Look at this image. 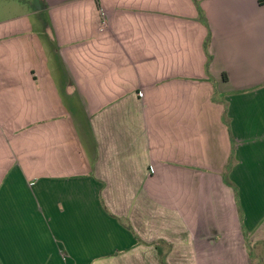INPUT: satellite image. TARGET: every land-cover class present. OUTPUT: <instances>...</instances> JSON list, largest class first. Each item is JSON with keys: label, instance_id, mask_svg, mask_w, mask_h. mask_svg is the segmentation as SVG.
I'll return each mask as SVG.
<instances>
[{"label": "crops", "instance_id": "0c3cea01", "mask_svg": "<svg viewBox=\"0 0 264 264\" xmlns=\"http://www.w3.org/2000/svg\"><path fill=\"white\" fill-rule=\"evenodd\" d=\"M158 248L264 264V0L1 18V264H162Z\"/></svg>", "mask_w": 264, "mask_h": 264}, {"label": "rangeland", "instance_id": "374dc122", "mask_svg": "<svg viewBox=\"0 0 264 264\" xmlns=\"http://www.w3.org/2000/svg\"><path fill=\"white\" fill-rule=\"evenodd\" d=\"M23 1L24 3L22 2V0H8L9 10L7 12H2L0 14V19L15 17L17 15L22 14L23 12H28L32 10L33 7L36 5V0H23ZM254 264H260V263L255 262Z\"/></svg>", "mask_w": 264, "mask_h": 264}, {"label": "trees", "instance_id": "16d2710c", "mask_svg": "<svg viewBox=\"0 0 264 264\" xmlns=\"http://www.w3.org/2000/svg\"><path fill=\"white\" fill-rule=\"evenodd\" d=\"M261 3V2H260ZM158 252H160V248H158ZM160 258H161V262H162V264H165L164 263V255L160 252ZM0 264H1V262H0Z\"/></svg>", "mask_w": 264, "mask_h": 264}]
</instances>
